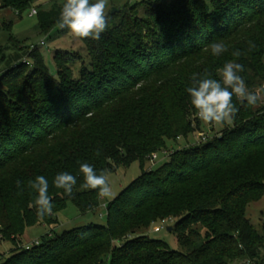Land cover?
<instances>
[{
	"label": "trees",
	"instance_id": "1",
	"mask_svg": "<svg viewBox=\"0 0 264 264\" xmlns=\"http://www.w3.org/2000/svg\"><path fill=\"white\" fill-rule=\"evenodd\" d=\"M2 2L23 14L38 1ZM64 2L56 0L50 9H38L36 16L45 35L58 28ZM142 9L143 17H139ZM261 12L264 0H144L125 6L120 14L108 15V28L99 40L80 39L89 64L79 76L68 67L53 75L37 46L33 51L19 49L14 55L1 51L5 70L0 73V95L14 108L10 123L7 113H0V240L14 246L2 264H235L239 260L264 264V238L258 240L246 218L248 206L264 197V107L255 110L260 103L251 107L237 102L241 108L231 130L203 147L177 150L157 171H145L147 159L165 149L170 139L195 133L192 122L175 132L167 126L148 131L144 122L137 129L123 127L103 138L97 147L99 155L76 147L68 162L78 171L77 184L71 196L62 191V199L57 193L52 197L56 215L69 203L82 214L101 206L96 191L80 190V163L111 174L139 162L143 173L107 205L106 225L51 233L30 249L15 247L16 238L40 220L28 216L36 209L29 208L33 201L26 198L21 175L31 169L34 158L42 157L47 128L64 134L79 126L86 114H96L106 128L113 120V108L104 109L119 100L130 81L132 85L152 78L167 82L185 53L199 54L198 49L208 48L218 34L225 36L232 28L238 32L246 20ZM147 27L153 29L149 41L154 49L141 39ZM237 63L244 66L239 75L250 90L255 89L261 78L256 61L247 57ZM12 84H19V90L11 89ZM170 218L177 220L171 233L179 234L186 251H174L166 242L142 233L153 222ZM44 221L51 223L52 217Z\"/></svg>",
	"mask_w": 264,
	"mask_h": 264
},
{
	"label": "rangeland",
	"instance_id": "2",
	"mask_svg": "<svg viewBox=\"0 0 264 264\" xmlns=\"http://www.w3.org/2000/svg\"><path fill=\"white\" fill-rule=\"evenodd\" d=\"M56 0H42L35 2L32 7L19 14L13 9L6 8L2 0H0V52L6 51L8 55H14L19 49L30 48L32 51L37 46L40 53L45 58L47 66L53 75L57 74V70L67 68L73 69L74 74L79 76L84 65L89 64V55L85 45L80 39L74 38L67 28H55L49 35H45L40 27L38 16L31 17V13L35 9L45 8L50 9ZM61 1V0H60ZM144 0H109L108 15L116 9L120 14L121 10L128 5H135L143 2ZM210 3L211 0H205ZM144 10H141L139 17H143ZM138 17V18H139ZM148 30L143 32L142 41L146 42L145 46L152 49L153 41H149L150 32ZM228 34L220 35L212 42H222L227 47V51L220 56H213L210 48L200 47L199 54L189 55L185 53L186 57L177 63L173 72L170 73V79L167 82H159L158 80L146 79L134 82L132 81L126 86V91L119 100L111 105L109 109L104 111H113L110 113L112 121L104 128V125L96 120V114H86L84 119L88 121V126H84V121L79 122V126L68 128L66 133L61 134L55 131V128L49 130L47 128L45 146L40 151L42 157L34 158V163L31 169L21 175L24 183L26 184L25 193L28 200L33 201L35 193L28 188L27 182L34 180L37 176H44L48 181V194L51 197L58 194L61 198L63 189H57L53 185V180L56 174L60 172H69L77 177V170L69 165L68 158L73 156L76 147H81L86 153L96 154L98 146L102 143L103 138L110 136L109 133L122 130L124 128L132 127L135 129L137 126L141 127L144 122L146 130H156L159 127L167 126L168 130L175 132L176 129L181 128L183 123H193L192 128L197 131L189 137H181L178 139H170L167 142V147L162 151L156 152L151 155L145 166V171H157L169 161L170 157L178 151L186 148L203 147L205 144L220 139L224 133L233 128L232 125L225 126H210L203 124L195 115V109L190 103V96L186 92V88L191 86V76L193 73L203 74L205 70L212 73V78L220 79L216 74V69L221 68L224 63L232 60L237 62L239 59L250 57L254 59L261 72V78L256 82L258 87H264V12L259 15L249 18L245 21L244 25L239 27L238 32H233V28ZM145 38V39H144ZM211 41L209 43H212ZM250 43L254 47L250 48ZM45 44V46H42ZM154 49V48H153ZM236 50L241 52L239 58L234 57L232 53ZM151 52V50H149ZM178 55V54H176ZM184 55V56H185ZM189 57V59H187ZM29 65V61H24ZM190 62V63H189ZM1 63V62H0ZM31 64V63H30ZM66 65V66H64ZM5 70V66L0 64V73ZM12 84L11 89L19 90V84ZM8 92V87L4 88ZM14 95V94H13ZM14 98V97H13ZM16 98V97H15ZM17 98H22L20 95ZM5 99L0 95V113H7V122L10 123L12 115H14V108L11 109L10 105L5 102ZM240 103L233 98V103ZM125 103V104H124ZM264 107V102H260L256 107V111ZM241 108V105L240 107ZM104 111L99 113L100 116L104 115ZM180 121V122H179ZM153 123L152 126H150ZM108 123V122H107ZM181 124V125H179ZM98 129V132H96ZM137 129V128H136ZM75 130V131H72ZM182 130V129H181ZM84 131V134L82 133ZM100 135L99 138L95 132ZM134 134L135 132L132 131ZM89 150V151H88ZM76 152V151H75ZM158 155L159 159L152 161L153 156ZM14 167V166H13ZM15 168V167H14ZM14 174L17 172L13 171ZM142 169L139 162L134 163L130 168L120 167L115 173L109 175V180L113 189L112 199L101 198V206L98 210L82 214L80 210L73 204L69 203L66 208L61 210L57 215L54 213L52 222H43V219L38 220L33 227L27 228L24 235L16 238V249H23L33 247L35 243L48 234L62 235L63 233L84 228L92 225H106L107 223V205L114 201L125 189L138 180L142 175ZM19 175L16 176L18 178ZM79 177V176H78ZM77 177V180H78ZM1 178V176H0ZM13 179H11L12 181ZM9 180H7L8 182ZM63 204V203H62ZM30 205V204H29ZM64 206V205H62ZM29 208L33 210V207ZM29 217L37 219L36 212L28 214ZM246 218L250 221L257 233L259 241L264 238V197L253 202L248 206ZM34 220H32L33 222ZM164 221V220H163ZM169 221L168 227L175 226L176 219H166ZM162 220H157L152 223L149 229L143 231L152 240H161L170 245L174 251H186L179 243V234H172L168 231V227L161 233H155V228L161 226ZM201 226L197 230H201ZM202 233H204L202 231ZM14 246L11 243L0 240V264H2L7 256H10ZM261 259H264V249ZM235 264H261L260 261L254 260L248 263L247 260L236 261Z\"/></svg>",
	"mask_w": 264,
	"mask_h": 264
},
{
	"label": "clouds",
	"instance_id": "3",
	"mask_svg": "<svg viewBox=\"0 0 264 264\" xmlns=\"http://www.w3.org/2000/svg\"><path fill=\"white\" fill-rule=\"evenodd\" d=\"M108 4L109 0H65L59 12L57 26L67 28L70 34L77 39L99 40L101 34L108 28ZM213 56H220L228 49L222 42H212L208 45ZM254 47L250 43V48ZM239 58L241 52L232 53ZM244 71V66L235 61L224 63L216 69L220 79L212 78V73L205 70L203 74L193 73L192 84L186 88L190 96V103L195 109V115L205 125L225 126L232 125L239 111L233 103V98L241 105L256 107L264 102V87L250 90L244 79L239 75ZM100 153L97 152V155ZM79 173L83 182L80 190H94L99 198L112 199L113 189L109 180L107 169L97 172L92 164L80 163ZM17 187L21 182L17 181ZM77 184V177L69 172L56 174L53 185L57 189H63L64 193L71 196ZM36 195L30 207H35L38 219H44L53 214L54 205L52 197L48 194V181L44 176H37L27 182Z\"/></svg>",
	"mask_w": 264,
	"mask_h": 264
},
{
	"label": "built area",
	"instance_id": "4",
	"mask_svg": "<svg viewBox=\"0 0 264 264\" xmlns=\"http://www.w3.org/2000/svg\"><path fill=\"white\" fill-rule=\"evenodd\" d=\"M38 2H41L42 0H37ZM38 14V10L37 9H35V10H33L32 11V13H31V17H33V16H36ZM42 46H45V44H43ZM26 62H27V60H26ZM29 64H30V62H28ZM159 159V156L158 155H155V156H153V159H152V161L154 160V161H156V160H158ZM168 223H169V221H162L161 222V226L160 227H157V228H155V233H161L164 229H166L168 226ZM169 228V227H168ZM40 245V241H38L37 243H35L34 244V246H39ZM28 249H30L31 247H27Z\"/></svg>",
	"mask_w": 264,
	"mask_h": 264
},
{
	"label": "water",
	"instance_id": "5",
	"mask_svg": "<svg viewBox=\"0 0 264 264\" xmlns=\"http://www.w3.org/2000/svg\"><path fill=\"white\" fill-rule=\"evenodd\" d=\"M119 11H117L116 9L112 12V15H115L116 13H118ZM173 228L172 227H169L168 228V231L169 232H172Z\"/></svg>",
	"mask_w": 264,
	"mask_h": 264
}]
</instances>
